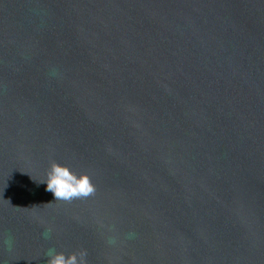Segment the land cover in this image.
I'll return each instance as SVG.
<instances>
[{
	"label": "water",
	"instance_id": "obj_1",
	"mask_svg": "<svg viewBox=\"0 0 264 264\" xmlns=\"http://www.w3.org/2000/svg\"><path fill=\"white\" fill-rule=\"evenodd\" d=\"M51 248L264 264V0H0V264Z\"/></svg>",
	"mask_w": 264,
	"mask_h": 264
},
{
	"label": "clouds",
	"instance_id": "obj_2",
	"mask_svg": "<svg viewBox=\"0 0 264 264\" xmlns=\"http://www.w3.org/2000/svg\"><path fill=\"white\" fill-rule=\"evenodd\" d=\"M41 183L46 184V190L53 194L55 201L71 202L74 199L88 198L96 190L87 174L78 175L70 167L55 161L51 162L45 180ZM46 257L47 264H87L86 250L65 253L51 248Z\"/></svg>",
	"mask_w": 264,
	"mask_h": 264
}]
</instances>
